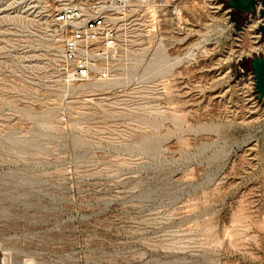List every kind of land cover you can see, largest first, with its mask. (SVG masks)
Returning <instances> with one entry per match:
<instances>
[{"label": "rangeland", "instance_id": "1", "mask_svg": "<svg viewBox=\"0 0 264 264\" xmlns=\"http://www.w3.org/2000/svg\"><path fill=\"white\" fill-rule=\"evenodd\" d=\"M227 2L182 0L177 27L0 0V264H264L262 18ZM66 5L117 26L108 80L57 73Z\"/></svg>", "mask_w": 264, "mask_h": 264}, {"label": "built area", "instance_id": "2", "mask_svg": "<svg viewBox=\"0 0 264 264\" xmlns=\"http://www.w3.org/2000/svg\"><path fill=\"white\" fill-rule=\"evenodd\" d=\"M117 6L130 0H113ZM149 9L151 25L166 20L182 23V0H144ZM59 29L61 53L56 64L57 73L67 82L108 80L117 54L119 30L106 21L104 15L91 8L66 5L52 18Z\"/></svg>", "mask_w": 264, "mask_h": 264}, {"label": "water", "instance_id": "3", "mask_svg": "<svg viewBox=\"0 0 264 264\" xmlns=\"http://www.w3.org/2000/svg\"><path fill=\"white\" fill-rule=\"evenodd\" d=\"M258 1H261L263 5V9L260 11L263 21L259 25L258 30L264 35V0H228L227 5L241 14H250L254 11L255 4ZM249 64L255 81L257 97L259 100L264 101V58L253 57Z\"/></svg>", "mask_w": 264, "mask_h": 264}, {"label": "bare ground", "instance_id": "4", "mask_svg": "<svg viewBox=\"0 0 264 264\" xmlns=\"http://www.w3.org/2000/svg\"><path fill=\"white\" fill-rule=\"evenodd\" d=\"M259 5H260L261 7H260ZM256 7H257V9H258V8H263V5H262L261 1H258ZM109 15H110V14H109ZM107 16H108V15H107ZM261 18H262V17H261ZM262 21H263V18H262ZM261 23H262V22H261ZM251 24H252V23H249L245 28H249V27L251 26ZM125 35H126V34H125ZM121 38H123V36H122ZM124 38H125V37H124ZM124 45H125V44H124ZM125 46H126V45H125ZM128 47H129V46H128ZM89 91H91V90H89ZM79 92H81V91H79ZM83 92H84V91H83ZM83 92H82V93H83Z\"/></svg>", "mask_w": 264, "mask_h": 264}, {"label": "flooded vegetation", "instance_id": "5", "mask_svg": "<svg viewBox=\"0 0 264 264\" xmlns=\"http://www.w3.org/2000/svg\"><path fill=\"white\" fill-rule=\"evenodd\" d=\"M257 3H258V2H256L255 7H254V11H253L252 13H254V12L256 11V8H257L256 5H257ZM262 9H263V8H260V9H259V14H260V11H261Z\"/></svg>", "mask_w": 264, "mask_h": 264}]
</instances>
